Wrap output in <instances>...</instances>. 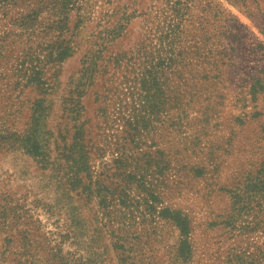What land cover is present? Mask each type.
Instances as JSON below:
<instances>
[{
	"label": "rangeland",
	"instance_id": "374dc122",
	"mask_svg": "<svg viewBox=\"0 0 264 264\" xmlns=\"http://www.w3.org/2000/svg\"><path fill=\"white\" fill-rule=\"evenodd\" d=\"M0 264H264V0H0Z\"/></svg>",
	"mask_w": 264,
	"mask_h": 264
},
{
	"label": "trees",
	"instance_id": "16d2710c",
	"mask_svg": "<svg viewBox=\"0 0 264 264\" xmlns=\"http://www.w3.org/2000/svg\"><path fill=\"white\" fill-rule=\"evenodd\" d=\"M87 200H88V198H87ZM179 212H172L171 214H173V216H174V218L176 219V220H178L179 219V214H178ZM180 222H182L181 220H179ZM182 224H183V222H182ZM185 244H186V241H185ZM187 247V246H186Z\"/></svg>",
	"mask_w": 264,
	"mask_h": 264
}]
</instances>
